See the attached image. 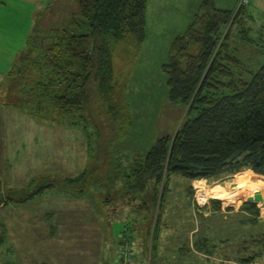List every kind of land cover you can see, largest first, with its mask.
I'll return each instance as SVG.
<instances>
[{
	"label": "rangeland",
	"instance_id": "obj_1",
	"mask_svg": "<svg viewBox=\"0 0 264 264\" xmlns=\"http://www.w3.org/2000/svg\"><path fill=\"white\" fill-rule=\"evenodd\" d=\"M47 1L10 2L18 15L19 50L0 41V223L8 229L0 264H120L123 235L135 240L133 264H264V202L248 199L258 191L264 194V184L258 185L263 174L251 167L195 179L172 174L163 177L153 198L156 184L150 182L145 209L146 200L132 193L133 181L125 175L135 155L146 154L188 110L174 112L164 64L203 0H148L140 49L128 54L120 45L114 57L116 90L127 99L131 124L100 154L91 127L28 114L23 105L20 69L33 18L38 20ZM213 1L234 10L217 49L234 24L232 43L239 28L248 29L252 40L262 37L264 0L242 6L240 0ZM238 49L246 62L254 56L247 47ZM204 191L208 201L199 203L196 196ZM225 191L234 192L233 198L218 197Z\"/></svg>",
	"mask_w": 264,
	"mask_h": 264
},
{
	"label": "trees",
	"instance_id": "obj_2",
	"mask_svg": "<svg viewBox=\"0 0 264 264\" xmlns=\"http://www.w3.org/2000/svg\"><path fill=\"white\" fill-rule=\"evenodd\" d=\"M147 8L148 0H48L33 23L19 74L29 113L91 127L98 135V154L123 137L131 119L126 97L121 99L116 90L114 57L120 45L128 54L140 49ZM233 11L203 0L171 45L164 64L169 100L174 112L188 110L178 114L171 130L161 132L146 154L134 157L125 174L133 181L132 193L146 200L144 209L150 182L156 184L153 198L163 177L172 174L195 179L251 167L264 175V32L256 41L248 29L239 28L232 43L236 20L217 49ZM238 47L254 56L244 61ZM7 230L0 223V248ZM134 242L128 264L138 255ZM120 244L119 261L123 239Z\"/></svg>",
	"mask_w": 264,
	"mask_h": 264
},
{
	"label": "crops",
	"instance_id": "obj_3",
	"mask_svg": "<svg viewBox=\"0 0 264 264\" xmlns=\"http://www.w3.org/2000/svg\"><path fill=\"white\" fill-rule=\"evenodd\" d=\"M10 2L11 3H15V2L21 3L23 2V0H0V15H1L0 16V41L6 44V41L8 40V42H10L8 43V45L12 48V50L16 51V50H19V48H15V45H16L15 43V39H16L15 23H16V18H18V15L16 14V12L13 11L15 10L14 7L9 5ZM12 7H13V10H12ZM40 7L41 5H37L36 8L38 9ZM33 22H34V18H33ZM32 26H33V23H32ZM28 114H31V113L28 112ZM137 155H140V154H137ZM67 194L69 195L70 193L68 192ZM128 204H132V203H128Z\"/></svg>",
	"mask_w": 264,
	"mask_h": 264
},
{
	"label": "built area",
	"instance_id": "obj_4",
	"mask_svg": "<svg viewBox=\"0 0 264 264\" xmlns=\"http://www.w3.org/2000/svg\"><path fill=\"white\" fill-rule=\"evenodd\" d=\"M248 0H240L239 6L245 4ZM204 192H202V195H205ZM196 199L199 203H201L200 201V195L197 194ZM208 201V198L205 199V203ZM259 203V202H258ZM129 235H123V245L121 248V252L123 253V260L120 261V264H128V261L130 260V255L133 254L132 253V249L130 246L131 243V238L128 237ZM248 264H260L257 262H249Z\"/></svg>",
	"mask_w": 264,
	"mask_h": 264
},
{
	"label": "bare ground",
	"instance_id": "obj_5",
	"mask_svg": "<svg viewBox=\"0 0 264 264\" xmlns=\"http://www.w3.org/2000/svg\"><path fill=\"white\" fill-rule=\"evenodd\" d=\"M203 185H204V183H203ZM242 185H243V183H242V184H241V183L239 184L240 187H242ZM232 194L234 195V192L231 193V192H226V191H225V192H222L221 194H219V196H218V195H217V196H218L219 198H223L224 200H229V199H232V198H233V197H232ZM252 194H253V193H252ZM255 194H256V193H255ZM230 195H231V197H229ZM248 195H249V193H248ZM254 196H255V195H254ZM209 197H210V196H209ZM249 197H250V196H248V199H249ZM206 198H207V196H204V195L202 196V195H200V200H205ZM261 201L264 202V197L262 198ZM261 201H259V203H261ZM202 202H203V201H202Z\"/></svg>",
	"mask_w": 264,
	"mask_h": 264
},
{
	"label": "water",
	"instance_id": "obj_6",
	"mask_svg": "<svg viewBox=\"0 0 264 264\" xmlns=\"http://www.w3.org/2000/svg\"><path fill=\"white\" fill-rule=\"evenodd\" d=\"M262 198H263L262 194H261L260 192H257V193L255 194L254 198H253V197H249V200H250V201H256V202H259L260 200H262Z\"/></svg>",
	"mask_w": 264,
	"mask_h": 264
}]
</instances>
